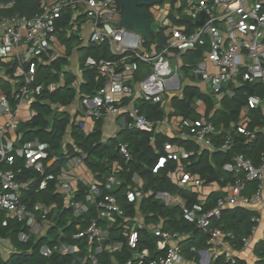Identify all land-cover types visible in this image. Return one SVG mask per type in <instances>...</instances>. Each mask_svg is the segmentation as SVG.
Returning <instances> with one entry per match:
<instances>
[{
  "label": "built area",
  "instance_id": "obj_1",
  "mask_svg": "<svg viewBox=\"0 0 264 264\" xmlns=\"http://www.w3.org/2000/svg\"><path fill=\"white\" fill-rule=\"evenodd\" d=\"M174 5L192 18L195 27L187 31L173 27L169 20L164 21L166 41L154 55L140 51L141 46L147 43L140 31L117 26L123 11L118 0H44L39 4V11L32 16L12 14L0 17V57L4 63L16 65L11 76L20 82V87L14 91L15 103L0 93V114L9 117L5 127L19 125L21 119L17 109L23 104L30 107L35 101L36 89L33 84L39 64L51 63L59 56L60 22L68 19V11L74 14L82 12L92 22L91 41L107 44L113 55L121 56L113 61L93 58L87 61L88 66L97 68L103 82L94 94L81 97L82 116L78 125L85 133L93 131L97 121L106 115L123 117L125 127L156 132L160 121L151 120L138 108L127 105L133 92L129 82L131 73L137 67L133 60L152 65V72L140 82V88L144 99L160 103L167 93L180 89V78L170 63V51L175 47H208L201 59L191 64L190 68L213 95L217 109L224 100L235 98L238 88L247 84L263 85L264 88V0H189L186 4L177 0ZM11 6L13 2H2L0 5L5 9ZM203 12L206 13L204 22L198 25ZM76 18L67 21L75 27ZM69 33L77 34V31L72 27ZM128 59L130 62H127ZM0 71L7 75L5 65L0 66ZM56 86V83H51V90ZM246 95V104L231 129L219 127L208 117L183 119L182 125L186 129L184 137L223 151L233 149L237 135H242L247 142L262 135L264 141V91L263 94L255 92ZM258 109L262 111V120L252 125L250 112ZM2 134L0 213L5 212L8 217L24 224L19 232L21 241L28 242L33 236H48L51 242L40 247L42 255L73 256L72 264H101L102 254H115L122 250L124 241L118 238L121 232L134 251L124 264L184 262V249L179 243L182 233L170 232L159 226L151 228L146 221H135L134 226H130L129 222L135 217L126 215L119 198L113 193L122 184V166L118 161L113 162L110 170L100 176L86 163L89 157L87 151L68 154L63 157L65 165L56 174L55 192L61 195V203L57 200L29 203V193L36 185L37 191L46 189L47 180L39 182L36 175L20 177L22 170L44 173L47 165L54 164L62 157L51 154L48 147L37 139L16 145L14 141H5ZM216 138L220 139L218 146ZM118 148L126 160L131 159L127 144L120 143ZM165 148L167 153L159 158L154 171L163 167L168 160H175L178 164L172 178L180 187L187 188L190 184L202 186L203 180L182 166L179 148L173 143L165 144ZM18 159H22L20 164H17ZM224 169L232 174L233 179L224 186L226 195L219 198L215 207L203 211L201 203L193 207L187 204L181 206L183 218L196 224L207 235L206 249L191 248L198 257L194 259V264H213L219 256L224 257V264H239L234 231L214 226L212 220L219 219L224 208L231 204L246 207L264 204V149L259 164L244 153H235L232 160L224 164ZM87 170L91 172L90 175L86 174ZM134 180V184L126 188V195L133 201H141L144 193L135 185L137 175ZM250 182L256 183L252 194L245 192ZM156 197L166 204L174 202L169 192H159ZM66 209L69 210L67 218L60 223ZM89 214L93 216L86 222L85 217ZM252 221L251 234L243 238L245 246L250 245L261 217L254 215ZM72 226L74 228L69 230ZM115 227L120 230L115 231ZM53 231L55 233L52 234ZM145 232L158 237L154 250L147 247L139 249ZM7 242L0 238V246Z\"/></svg>",
  "mask_w": 264,
  "mask_h": 264
},
{
  "label": "trees",
  "instance_id": "obj_2",
  "mask_svg": "<svg viewBox=\"0 0 264 264\" xmlns=\"http://www.w3.org/2000/svg\"><path fill=\"white\" fill-rule=\"evenodd\" d=\"M8 3L13 2V6L9 8L0 7V17L10 14H19L32 16L39 10L40 0H0ZM122 8L121 0H118ZM141 11H147V7L140 8ZM68 15V14H66ZM67 17V16H66ZM67 23V19L63 21ZM153 38V30L150 29ZM157 43L159 47L165 44V35L160 32L157 35ZM88 56H92L97 60H119L121 56L113 55L107 44H92L87 49L81 68L83 73V81L77 87L74 86L76 76L66 70L68 64L67 58L57 57L52 60L50 64H42L38 67L37 78L33 84L36 89V99L32 103V110L35 115L27 121L19 123L20 144L26 141L39 140L48 146L51 154H61V143L63 136L70 124V117L65 112L55 110L54 106L68 105L74 101L78 94L84 96L94 94L97 89L102 85L103 79L98 74L97 68L90 67L85 64ZM1 65V61H0ZM15 64L6 67V73L12 75L15 70ZM64 78L61 84V78ZM56 83L55 89L51 90L50 84ZM258 85L247 84L243 87L241 93L236 95L233 99L224 100L223 104L227 112L222 115V118H227V121L233 119L238 120L240 115L241 106L245 103L247 93L254 90ZM7 95L14 102V95L9 90L8 84L3 85ZM259 91L263 92V85H259ZM251 92V93H252ZM250 93V94H251ZM194 95L196 91L193 89H186L183 97H175L172 101L174 112L182 115L185 118L193 117L196 115L194 106ZM211 104L210 101H208ZM140 112L145 114L149 119L158 121L165 117V112L160 103H155L150 100H142L140 105ZM257 121L261 122V111H255ZM227 114V115H226ZM229 114V115H228ZM195 118V117H194ZM102 119L97 121L95 129L90 133H85L73 128V136L77 146L89 153L86 163L90 169L99 173L100 176L106 174L113 162L118 161L122 166L121 179L122 184L113 191L119 198V201L124 208L126 215L133 217L135 215V203L126 195V188L134 184V176L138 174L144 180L142 188L144 196L140 202V211L145 216V221L162 219L164 230L178 231L180 233L190 234L191 236L184 240V249L189 253L190 257L197 259V253L192 251V247L207 246V235L200 230L196 224L191 223L183 218L182 209L179 205H168L164 200L157 198L159 192H169L171 194H179L186 199L187 206L193 207L198 203L197 192H186L180 189L172 180V174L177 168V161L168 160L163 166L154 171L159 158L167 153L165 144L175 143L182 146L185 151L189 153L188 157H182L184 168L186 171L191 172L197 177L204 180L206 184L212 182H219L220 185L225 186L228 182L232 181L233 176L230 172L224 169V164L232 160L235 153H244L246 156L253 159L258 163L259 156L264 149V141L262 135L257 139L247 142L242 135L235 137V143L232 150L223 151L203 150L200 152L197 144L189 139H176L169 137L162 133L146 132L137 128H129L128 126L118 134L117 137L111 138L109 141H102ZM127 144L131 159L126 160L119 152V144ZM22 159H18L17 164H20ZM64 163L63 157L52 165H47L44 173H35L32 170H22L20 177H30L36 175L38 181L42 179L47 180V186L44 190L37 191L35 186L34 190L29 193L31 196V203L33 201L42 200L49 202L57 200L61 203L62 197L55 192L56 174L61 169ZM255 184V182H250ZM221 193L213 191L204 204H201L203 211L213 208ZM200 205V204H199ZM69 210H64L61 215L60 223L64 222L67 218ZM253 211L244 208H235L233 211L224 209L219 219L214 220V224L223 227L227 230L234 231L236 238L234 244L237 248L242 246V237L250 235L253 221H251V228L245 230L247 222L251 220ZM93 214L87 215L86 222ZM84 220V221H85ZM24 224L6 215L5 212L0 213V238L8 240L14 247L9 257H5L0 251V264H72L73 256H62L55 254L52 257H46L41 254L40 247L44 243H50L48 236L36 237L33 236L28 242L19 239V232L23 229ZM72 226L69 230H72ZM119 231V227L114 228ZM55 233L54 231L51 232ZM117 234V233H116ZM246 234V235H245ZM115 235V234H114ZM140 240L139 249L149 248L154 250L158 237L151 232H145ZM201 235V236H200ZM199 241H198V237ZM119 239L124 241L121 251L115 254L104 253L100 256L101 264H124L129 260L134 251L129 247L125 241V237L120 232ZM208 247V246H207ZM256 252L261 258L255 264H264V239L256 246ZM213 264H224V257L219 256ZM239 264H247L239 259Z\"/></svg>",
  "mask_w": 264,
  "mask_h": 264
},
{
  "label": "crops",
  "instance_id": "obj_3",
  "mask_svg": "<svg viewBox=\"0 0 264 264\" xmlns=\"http://www.w3.org/2000/svg\"><path fill=\"white\" fill-rule=\"evenodd\" d=\"M41 1H44V0H40V2ZM176 1L177 0H168V1L164 0L162 3L155 4L154 6L148 8L147 11H150L152 14V20H153L152 12L154 11L158 20L161 22V25L158 26L157 30H153L151 26L150 29L153 30L154 35H153L151 42L147 41V43L141 46L140 51L142 53L154 55L157 51H159L164 46L163 45L162 47H159L157 43V39H158L157 35L160 32H163L166 38L164 21L166 22L167 20H169L170 24L173 27L185 29L187 31H191L194 29L195 24L192 22V18L190 16H187L185 12H182V9H177L175 7L174 4ZM181 1L183 2V4H186L187 2H189V0H181ZM66 14H68L66 15L67 16L66 18H68L67 19L68 21H71V19H75L77 17L76 18L77 24L74 27L72 23H69V22L64 23L63 21L60 22L61 36H60V53L58 57L67 58L68 64L66 65V70L68 72L73 73L76 76L74 86L78 88L80 83H82L83 81L81 62H83L82 61L83 57L85 56V53L87 49L89 48V46L92 44H95L91 41L92 22L88 21L82 12L78 14H74V12L68 11L66 12ZM4 16H8V15H4ZM72 27L75 28V30L77 31V34L69 33V29ZM82 33H84L85 35L84 37H82ZM206 48L208 47L207 46L200 47L198 49L188 48V47H175L171 49L170 63L174 70V73L178 74L181 85H180V89L173 90L167 93L163 101L160 102L165 112V117L163 119L158 120L160 121V125L156 131L157 133H162V134H165L169 137L176 138V139L177 138L178 139H189V138L184 137L183 135V132L186 131V129L182 125L183 119H197V118H202V117H208V118L213 119L219 127L225 126L227 129H231L233 127V124L236 122L233 119H230L229 121H227L229 116L227 118H224V117L222 118V115L224 114V112L225 113L227 112L226 107L224 106V104H222V106L219 109L215 107L213 95L209 93L208 88L204 84V82L199 77H197L190 68L191 64H196L201 59ZM92 58H93L92 56H88L86 60L84 61L85 64L87 65V61ZM2 59L3 58L0 57L1 65H5L6 67L11 65V63H7V64L4 63ZM133 61L136 62L137 67L134 70V72L131 73V78L129 82L133 87V92L130 98L127 100V105L129 108L134 107V108L140 109L139 105L141 101L145 100L142 95L141 88H140V82L152 72L153 67L151 64H148L145 62H140L135 59ZM127 62H130V60L128 59ZM42 64H50V63L46 62ZM42 64H39V66ZM72 65L74 66V69H71ZM63 82H64V78L62 76L61 84H63ZM4 84H8L9 90L12 93V98H13L14 91L20 87V82L18 81V79L13 78L10 74L6 75L0 71V93H3L7 98H9V96L7 95V92L4 90V87H3ZM187 88L193 89L196 91V95H194V103H193L195 106L196 115H194L193 117H189V118H185L182 115L176 114L174 112L175 110L172 104V101L175 97L184 96L185 90ZM258 88H259V85L254 90V93L259 92L260 94H263V92L259 91ZM242 89L243 87L237 89L238 96L241 93ZM251 92L252 91H250V93ZM83 96L84 95L82 94H78L76 98L74 99V101L68 105L57 104L54 106L55 110L59 112H65L70 117V124L67 127V130L63 136L62 143H61V154H56L59 157H65L68 154H75L81 150L77 146L72 132H73V128H76L77 130L79 129L80 131H82L78 125V122H79V118L82 116L80 105H81V97ZM246 100L247 98L245 99V103L241 106V109L242 107L245 106ZM9 101H12V100L9 98ZM208 101H210L211 104H209ZM258 110L261 111V109H258ZM255 111L257 110H253L250 112L252 123H253L252 125L256 123H260L257 121V115ZM17 115L21 119V122H24V121L30 120L35 115V112L32 110V106L29 107L27 104H23L19 109H17ZM260 116L262 120V111H261ZM8 118L9 117L7 115L0 114V135L2 132L3 139L5 141L11 140V141H14L16 145H18L20 144L19 140L21 137L20 132H19V125L5 127L8 121ZM102 121H103L102 122V141L104 142L109 141L111 138L117 137L118 134L121 133L122 130L125 129L124 119L121 116L106 115L104 118H102ZM108 121H109V124L107 123ZM96 124H95V127H96ZM189 140H192V139H189ZM195 143L197 144L200 152L203 150H210L211 152H214L215 150H219L218 148L212 149L207 146L200 145L197 142ZM215 143L218 146L220 143V139L216 138ZM173 144L177 148H179V150L181 151L182 157L189 156V153L185 151V149L182 146L175 144V143ZM260 161H261V155L259 156V161L256 164H259ZM181 164L184 167L182 159H181ZM63 165H65V160H64ZM90 173L91 172L87 170L86 174L90 175ZM136 175H137V181L135 185L142 190L144 186V180L138 174ZM173 182L180 189L186 192H189V193L197 192L198 200H199L198 203H201V204H204L206 201H208V198L213 191L220 192L221 193L220 198L226 195L224 186L220 185L219 182H212L211 184H206L203 180L202 186L196 187L193 184H190V186L187 188L180 187L174 180ZM254 191H255V184H251V185L248 184V187L245 190V192L248 194H252L254 193ZM171 195L173 197L174 202L173 204H168V205H172V206L179 205L181 207L183 204H186L187 201L183 196L179 194H171ZM263 195H264V190H263ZM140 202L141 201L139 199L134 201L136 210H135V215L133 217H135V220H131L129 222L130 226L132 227L134 226L135 221L137 222V221L146 220L145 216L140 211ZM239 207L244 208L246 210L253 211L254 213L252 217L254 215H259L261 217V222L258 225L257 232L253 235L250 245L249 246L244 245L243 238L246 236H249L246 234H245L246 236L242 237V246L240 248H237L235 245V251L239 259H241L247 264H255L261 258V256L258 255V253L256 252V246L259 242H261L264 239V204H261L257 207H246L241 204H231V205L226 206L224 209H229L233 211L235 208H239ZM252 217H251V220L247 222L246 224V227H245L246 231H248V229L250 230L251 228ZM214 220H217V218H214ZM148 221H149L148 224L150 225L151 228L157 227V226L163 228L164 220L162 219L148 220ZM214 223L215 222H213L212 220V224L214 226H218ZM170 232H178V231H170ZM182 234L183 236L181 239H179V243H181L184 249L185 246H184L183 241L187 240L191 235L186 234V233H182ZM200 236L198 237V241H199ZM0 248L5 249L4 251L6 254L5 257H9L11 252L14 250V247L10 244L9 241L4 246H0ZM206 248L207 246L199 247V249H206ZM184 257L185 259L182 264H194L195 257L194 258L190 257L189 253H187L185 249H184Z\"/></svg>",
  "mask_w": 264,
  "mask_h": 264
},
{
  "label": "water",
  "instance_id": "obj_4",
  "mask_svg": "<svg viewBox=\"0 0 264 264\" xmlns=\"http://www.w3.org/2000/svg\"><path fill=\"white\" fill-rule=\"evenodd\" d=\"M164 0H121L123 11L120 23L117 26H125L128 28H138L140 34L144 36L148 42L152 41L150 32L152 23V14L150 11H141L140 8H150L155 4H160ZM206 13H202V18L197 22L201 25L204 22Z\"/></svg>",
  "mask_w": 264,
  "mask_h": 264
},
{
  "label": "rangeland",
  "instance_id": "obj_5",
  "mask_svg": "<svg viewBox=\"0 0 264 264\" xmlns=\"http://www.w3.org/2000/svg\"><path fill=\"white\" fill-rule=\"evenodd\" d=\"M166 1H168V0H166ZM153 13V20H152V24H151V26H152V29L153 30H157L158 29V26H160L161 25V22L158 20V18H157V16H156V14H155V12L153 11L152 12ZM132 30L133 31H135V32H139V29L138 28H132ZM85 33V32H84ZM84 33H82V37H84L85 35H84ZM142 50V49H141ZM71 69H74V66L72 65V67H71ZM108 124H109V121L107 122ZM4 249V248H3ZM2 248H0V251L2 252V254L5 256L6 254H5V249L3 250Z\"/></svg>",
  "mask_w": 264,
  "mask_h": 264
}]
</instances>
